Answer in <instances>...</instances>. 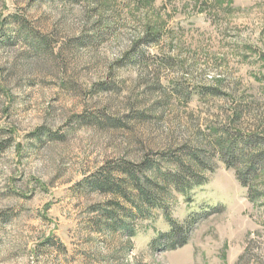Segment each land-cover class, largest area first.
Returning <instances> with one entry per match:
<instances>
[{"label": "rangeland", "instance_id": "rangeland-1", "mask_svg": "<svg viewBox=\"0 0 264 264\" xmlns=\"http://www.w3.org/2000/svg\"><path fill=\"white\" fill-rule=\"evenodd\" d=\"M0 264H264V0H0Z\"/></svg>", "mask_w": 264, "mask_h": 264}, {"label": "trees", "instance_id": "trees-1", "mask_svg": "<svg viewBox=\"0 0 264 264\" xmlns=\"http://www.w3.org/2000/svg\"><path fill=\"white\" fill-rule=\"evenodd\" d=\"M122 171H123V173L129 174V177H132V173L128 169L122 170ZM183 175H184V177H187V178L180 179V177H178L176 175H174V176L171 175V176H168V178H166L167 179L166 182L167 183L168 182L173 183V185L175 186V188L178 191H180V192H182V191L185 192V191L190 190L191 188H193L195 186H202L205 183V181L202 180V179H199V177L196 176V174H192L190 172H187V173L183 172ZM177 178H179V179H177ZM185 179H188L189 182H186ZM99 189H101V190L102 189H104V190L107 189L106 184L104 183V185L99 186ZM138 189L142 193V189L139 188V187H138ZM142 198H143V196H142ZM146 199H148V198H146ZM146 201H148V200H146ZM182 243H185V240H183Z\"/></svg>", "mask_w": 264, "mask_h": 264}]
</instances>
